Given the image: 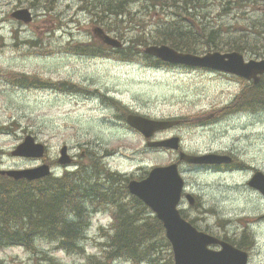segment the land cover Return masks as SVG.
<instances>
[{
  "label": "rangeland",
  "instance_id": "rangeland-1",
  "mask_svg": "<svg viewBox=\"0 0 264 264\" xmlns=\"http://www.w3.org/2000/svg\"><path fill=\"white\" fill-rule=\"evenodd\" d=\"M81 5V0H0V170L31 168L46 162L12 155L30 134L49 146V159L58 158L62 147L68 145L77 156L88 151L87 165L99 160L112 172L143 177L152 166L177 161L179 153L148 148L143 135L127 125L128 111L158 119L181 117L183 126L159 133L158 139L180 135L187 152L234 154L242 166L209 169L181 163L186 191L197 194L200 202L192 206L184 201L180 207L183 215L195 219L199 229L234 243L248 234L256 240L249 264H264V196L248 186L256 169L264 172V110L244 111L227 119L220 114L217 122L200 126L194 119L209 116L213 107L225 105L236 96L246 98L247 82L204 69L157 66L142 57L124 59L114 51L104 56L85 55L79 40L94 36L92 29L97 24L80 11ZM260 7L242 10L241 16L234 12L223 19L216 14L208 19L215 18L225 29L238 20L247 26V16L260 24L264 23V7ZM19 9H29L33 21L15 19L12 14ZM144 9L138 1L132 5V10L139 12L135 17L146 21V31L154 32L155 25L170 12L160 10L148 16ZM125 26L128 36L133 35ZM263 29L260 27L256 35V48L263 47ZM131 30L136 33L133 27ZM136 30L144 31L142 27ZM244 55L258 59L251 52ZM77 86L83 94L73 92ZM93 87L100 91H93ZM63 172L59 169L57 174ZM109 212L91 214L82 242L87 255L69 254L57 250L55 243L40 241L38 250L45 253L22 246L6 247L0 249V261L86 264L88 255L102 254V243L107 240L103 235L111 223ZM110 264L135 263L117 259Z\"/></svg>",
  "mask_w": 264,
  "mask_h": 264
},
{
  "label": "trees",
  "instance_id": "trees-1",
  "mask_svg": "<svg viewBox=\"0 0 264 264\" xmlns=\"http://www.w3.org/2000/svg\"><path fill=\"white\" fill-rule=\"evenodd\" d=\"M137 1L149 12L148 16L155 11H170L155 25L156 32L146 31L148 25L144 18L135 17L139 12L132 10V5ZM81 4V12L88 13L95 24L125 41V47L114 49L125 59L142 57L161 64L159 59L144 54V47L149 44H169L179 51L192 53L219 50L264 56V43L262 48H256L259 44L255 40L260 27H264L262 21L259 24L256 18L247 16V26L238 20L232 26L226 24L231 28L225 29L215 18L208 19L212 14L221 19L234 12L241 16L242 10L263 8L264 0H213V3L210 0H81ZM125 25L133 35L128 36ZM140 27L144 31L137 32ZM94 46L97 53L104 54L100 40L95 39ZM82 50L88 48L84 46ZM245 88L247 97L240 98L242 108L264 110V83L249 84ZM127 182V177L110 171L100 162L59 177L33 181L0 176V249L22 246L45 253L38 250V244L47 241L55 243L57 250L87 255L82 242L86 239L90 216L106 210L111 212V223L103 235L107 240L102 243V254L88 255L86 264H110L117 259L135 264H174L163 222L129 192ZM243 237L238 246L252 248L255 242L248 234ZM165 247L167 251H161ZM0 264L4 263L0 261Z\"/></svg>",
  "mask_w": 264,
  "mask_h": 264
},
{
  "label": "water",
  "instance_id": "water-1",
  "mask_svg": "<svg viewBox=\"0 0 264 264\" xmlns=\"http://www.w3.org/2000/svg\"><path fill=\"white\" fill-rule=\"evenodd\" d=\"M13 16L25 22L32 20L31 12L28 9H20ZM95 32L107 45L122 46L120 40L104 34L101 28H96ZM145 52L173 64L229 72L248 80H254L255 83H258L260 76L264 74V59L246 60L245 55L239 51H210L205 54H195L178 51L166 44H153L146 47ZM127 122L147 138H150L155 131L175 124V121L156 120L134 113L127 116ZM148 144L151 147L178 149L179 138L150 141ZM44 153L45 145L37 142L35 137L30 134L12 151L13 155L21 157L39 158L43 157ZM180 158L195 164H222L230 163L233 160L229 155L216 153L192 155L182 152ZM61 162H67V147L62 149ZM0 172L15 179L37 180L49 175L51 170L48 164H42L33 168L1 170ZM248 184L264 195V172L256 171ZM184 185L185 180L179 172L178 163L157 166L150 171L146 178L131 180L128 184L130 192L144 201L163 222L166 235L173 247L175 264H247L249 258L247 251L199 230L182 217L178 205ZM187 197L191 203H194L195 199L192 194H188ZM214 245L221 248L215 249L212 247Z\"/></svg>",
  "mask_w": 264,
  "mask_h": 264
},
{
  "label": "flooded vegetation",
  "instance_id": "flooded-vegetation-1",
  "mask_svg": "<svg viewBox=\"0 0 264 264\" xmlns=\"http://www.w3.org/2000/svg\"><path fill=\"white\" fill-rule=\"evenodd\" d=\"M214 73H219L221 75H225L226 77L232 78L233 80H235L237 78L235 75L229 74V73H224V72H214ZM263 79H264V75L261 76V79H260L261 82H262ZM93 88H94L93 91H95V89L97 91L99 90L97 87H93ZM104 96H107V95L104 94ZM236 100H237V96L235 98L230 99L229 102L226 103L225 105H218V107H216V108L213 107L209 116L208 115H202L203 117H196L194 119L198 121V124H199L198 126H200V124H207V123H209L210 121H212L210 119L217 120V118H218L217 116L218 115L220 116V114L222 115L223 113H225L226 107L232 106V109H234L235 107H237V104L233 105V103ZM219 110H221V111H219ZM232 116L233 115H230L229 117H232ZM174 119L178 121L177 127L178 126H183V124H184L183 118H181V117H178L177 118L176 117ZM156 137H157V135H156ZM180 138H181V136H180ZM49 151H50V148H49V146L46 145V154ZM87 152H88L87 150H83L77 156V155H74V154L71 153V148L68 146L67 162L66 163L61 162L62 156H61V158L59 156L58 158L49 159L48 156L45 154L44 161H46V163H48L50 165L51 170H52V174L50 176L59 177L60 175L57 174V171L59 169H63L64 171H71L69 169L71 167H73L75 171L76 170L78 171V170L82 169V166L84 164H86L87 163V159H89V155H88ZM179 165H180V162H179ZM223 167L224 166H216V165H214V166H206V168H209V169H211V168L221 169ZM234 167H236V164L235 163H232L231 166L226 167V168L233 169ZM61 176H62V174H61ZM193 194L196 197V200H197L196 202H198V200H199L198 199V196L195 193H193ZM185 196H186V193H184V195H183V200H182L183 202L187 200L185 198Z\"/></svg>",
  "mask_w": 264,
  "mask_h": 264
},
{
  "label": "bare ground",
  "instance_id": "bare-ground-1",
  "mask_svg": "<svg viewBox=\"0 0 264 264\" xmlns=\"http://www.w3.org/2000/svg\"><path fill=\"white\" fill-rule=\"evenodd\" d=\"M99 161V160H98ZM62 166V165H61Z\"/></svg>",
  "mask_w": 264,
  "mask_h": 264
}]
</instances>
